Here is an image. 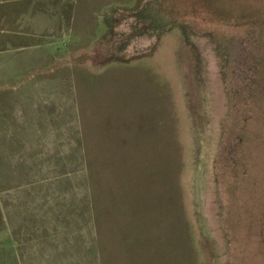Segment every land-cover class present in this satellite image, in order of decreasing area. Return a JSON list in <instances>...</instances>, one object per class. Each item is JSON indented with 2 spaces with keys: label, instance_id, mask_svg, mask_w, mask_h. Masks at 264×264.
<instances>
[{
  "label": "rangeland",
  "instance_id": "rangeland-1",
  "mask_svg": "<svg viewBox=\"0 0 264 264\" xmlns=\"http://www.w3.org/2000/svg\"><path fill=\"white\" fill-rule=\"evenodd\" d=\"M45 2L0 9V264H264V0Z\"/></svg>",
  "mask_w": 264,
  "mask_h": 264
},
{
  "label": "crops",
  "instance_id": "crops-1",
  "mask_svg": "<svg viewBox=\"0 0 264 264\" xmlns=\"http://www.w3.org/2000/svg\"><path fill=\"white\" fill-rule=\"evenodd\" d=\"M7 1H11V2H14L15 3V5H14V7L13 8H15V13H10V14H14V15H18V17L16 18V25L18 26V27H16V30L15 31H13L14 33H15V37L18 39V40H20V43L18 42L17 44L15 43L14 45H13V47H15L16 49H22V48H27V47H25L24 45H23V43H21L22 42V40H21V37H23L24 35L26 36V34H28L29 35V37H35V36H38V35H40V34H45V33H47V32H51V29H49L48 27H46V25L45 24H43V25H38V27L36 26V23H35V17H37L38 19L40 18L41 19V17L43 16L42 15V12H40V10H42V7H40L39 5H38V9L35 7V4L36 3H38V4H43V3H47V4H49L48 2H45L46 0H0V9H1V11H2V5H3V3L4 2H7ZM58 1H61V0H58ZM16 2H22V3H25V5H22L21 7L23 8L24 7V12L23 13H19V12H21V10L22 9H19L18 7H19V5L20 4H16ZM3 14V13H2ZM1 17H2V15H1ZM46 17L44 16V19H45ZM50 19V18H49ZM49 19H46V21H45V23H47V21L49 20ZM6 19H2L0 22L3 24V21H5ZM64 24H65V21H64ZM60 27H62V29L60 30V32H64V26L66 25H61V21H60ZM60 29V28H59ZM15 38V39H16ZM20 38V39H19ZM35 46H37V45H35ZM34 46V47H35ZM33 47V46H32ZM31 47V48H32ZM2 49V47H1V45H0V50ZM43 239H50V238H43ZM42 239V240H43ZM32 250H33V248H32ZM36 250V249H35ZM35 250H33V252H32V254H34V255H38V254H36V252L34 253V251ZM46 250V249H45ZM48 251H47V253H51V249H47ZM37 252H39V251H37ZM41 255H42V253H41ZM45 258L47 259L48 257L45 255ZM24 260V258L22 259V261ZM35 263H37L36 261H35V259H34V262H32L31 261V263L30 264H35Z\"/></svg>",
  "mask_w": 264,
  "mask_h": 264
}]
</instances>
